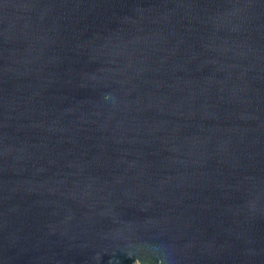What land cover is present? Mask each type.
I'll list each match as a JSON object with an SVG mask.
<instances>
[{"label":"water","instance_id":"water-1","mask_svg":"<svg viewBox=\"0 0 264 264\" xmlns=\"http://www.w3.org/2000/svg\"><path fill=\"white\" fill-rule=\"evenodd\" d=\"M0 264H264V0H0Z\"/></svg>","mask_w":264,"mask_h":264}]
</instances>
